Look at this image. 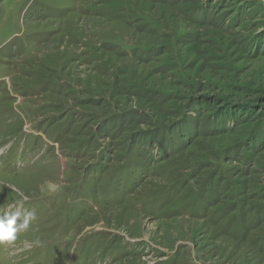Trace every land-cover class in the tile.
I'll use <instances>...</instances> for the list:
<instances>
[{
    "label": "rangeland",
    "instance_id": "374dc122",
    "mask_svg": "<svg viewBox=\"0 0 264 264\" xmlns=\"http://www.w3.org/2000/svg\"><path fill=\"white\" fill-rule=\"evenodd\" d=\"M17 210L0 264H264V0H0Z\"/></svg>",
    "mask_w": 264,
    "mask_h": 264
},
{
    "label": "clouds",
    "instance_id": "9594fccd",
    "mask_svg": "<svg viewBox=\"0 0 264 264\" xmlns=\"http://www.w3.org/2000/svg\"><path fill=\"white\" fill-rule=\"evenodd\" d=\"M50 187L55 190L57 186L50 184ZM26 200L27 197H24L22 201L18 202L19 207H22L23 201ZM34 219L35 213L31 211H25L23 215L19 210L0 215V247L13 245L18 239V234L28 230L31 221ZM18 220L19 223H17Z\"/></svg>",
    "mask_w": 264,
    "mask_h": 264
},
{
    "label": "trees",
    "instance_id": "16d2710c",
    "mask_svg": "<svg viewBox=\"0 0 264 264\" xmlns=\"http://www.w3.org/2000/svg\"><path fill=\"white\" fill-rule=\"evenodd\" d=\"M189 17H190V20H191L192 19V15H190ZM232 116L234 118L229 116V117L226 118V120L221 121L222 127L227 128L231 124L232 125V128H234V124L237 122V118H236L237 116L236 115H232ZM215 122L216 121H214V123ZM209 124H210V126L212 125L211 122ZM206 125H208V121L206 122ZM161 127H163L164 130L161 133H159V131L161 130ZM167 127H168V129H170V126L169 125H166L164 123L158 124L157 127H156V129L158 130V132H157V130L155 132H153L155 135L156 134H160V135H156L155 136L156 138H158V140H160V141H158V143H159V145L157 146L158 148H161V146H162V143H163V142H161L162 133L167 129ZM189 135H190V131L189 130H187V129H181V128L180 129L178 128L177 129V133L174 134V135H168V136L165 135V137L168 140L167 143H169L171 145V146L168 145L169 151H166V152H170V153H173L174 154L173 150L171 151V149L169 148V146L170 147H173L174 150H175V148H176L175 146H177L176 144L183 143V142L186 143V140L189 139V137H190ZM140 142L143 143L141 139H140ZM257 143H258V141L255 142V140H254L253 143H252L253 147H255V145H257ZM258 146H259V144H258ZM159 151H161V150L159 149ZM235 163L238 164L237 161H235ZM219 171H221L220 168H219ZM236 215L237 214H233V216H236ZM222 229H223V231H226V230L230 229V225L227 224V221H226L225 225L222 226ZM240 231H241V229H240ZM236 232H237L236 234H233L234 236L240 235L241 238H244V236L241 233H239V230H237Z\"/></svg>",
    "mask_w": 264,
    "mask_h": 264
}]
</instances>
